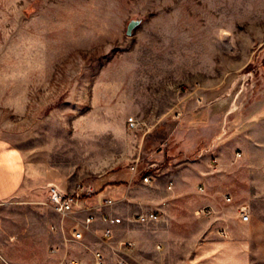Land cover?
I'll use <instances>...</instances> for the list:
<instances>
[{"label":"rangeland","instance_id":"374dc122","mask_svg":"<svg viewBox=\"0 0 264 264\" xmlns=\"http://www.w3.org/2000/svg\"><path fill=\"white\" fill-rule=\"evenodd\" d=\"M0 142L26 167L0 197V264H95L96 237L72 239L74 215L49 203L50 184L79 183L214 202L191 217L178 201L167 223L134 210L118 238L138 240L107 264H186L211 233L264 264V0H0Z\"/></svg>","mask_w":264,"mask_h":264},{"label":"crops","instance_id":"0c3cea01","mask_svg":"<svg viewBox=\"0 0 264 264\" xmlns=\"http://www.w3.org/2000/svg\"><path fill=\"white\" fill-rule=\"evenodd\" d=\"M183 168L184 170H186L185 174L189 175L191 170L190 167L184 166ZM170 175L173 178V181H171L168 186L171 189L170 192H173L174 194H179V191H181L180 189H183L185 187V183L182 181V178H180L179 175L174 174V172H172V174ZM197 175H199V178L202 177L203 179H205L204 176H202L201 174ZM25 179L26 167L20 157V154L13 148H10L9 146H6L0 142V197H10L18 193L22 188ZM127 187L128 188L126 189L120 187L118 189V197H115L116 199H114L116 203L121 202L123 207V216L115 214L113 211L108 210L110 207L103 205V200L109 196H106L104 198H102L103 195L101 197L80 196L74 205L75 210L78 212L77 215H74L75 218L77 216L79 218H83L87 214H89L90 211L94 214V218L92 220L91 225L95 222L98 217L103 221L102 215L106 211L111 213L115 217L122 218L121 223L114 225H110L109 223L103 221L104 227L101 229V233L92 230L91 225L90 228L88 230H85L84 232L85 235L87 233H90L92 237H96V247L92 250V252L94 253V251H102L106 256L107 262L108 254H110L111 249H117L118 247L121 248L129 240H132L133 242H136L138 240H136L135 237H132L131 239L126 238L123 240H120L121 238H118L119 233L120 235H122L123 233L126 234L128 231H130L131 227L133 226L134 221L132 219V212L134 210H138L137 216L139 213L151 211H155L159 214L158 219H150L146 222H142L138 219L136 220L137 222L148 224L163 222L164 220L166 223L169 222L168 217L174 214V207L172 205L177 204L179 202L185 205L188 210V214L191 217L208 216L203 213L200 215L196 214V211L205 207V205L202 206L203 203L199 201V199H197L195 203H189V200L184 197H169L170 201L165 202L163 199L165 192L163 190L158 197L151 200L150 198L148 199L146 196L140 195V191L142 189L145 191L149 189L148 187L144 185H130ZM207 201L208 204L210 203L209 205H214V202L212 200ZM213 214L214 211L210 216H212ZM110 227L112 228V236L108 237L105 235V231L107 228ZM211 234H208V238L204 242H202V244L197 246L195 251L196 258L193 257L191 261L186 264H247V251L245 246L237 245L234 242L225 239L223 236H213ZM119 258L120 257L118 256V262L120 260ZM122 258L129 262L125 256H122Z\"/></svg>","mask_w":264,"mask_h":264},{"label":"built area","instance_id":"2783aa9c","mask_svg":"<svg viewBox=\"0 0 264 264\" xmlns=\"http://www.w3.org/2000/svg\"><path fill=\"white\" fill-rule=\"evenodd\" d=\"M130 125L132 127H136V121L133 117L129 119ZM240 155V153H239ZM133 170L136 169V166L132 167ZM151 179L150 176L145 177V181H149ZM171 187V186H170ZM48 192H49V203L51 207L60 213L62 216H71V215H77V211L74 208L75 202L77 199L81 197H89L92 194L95 193L94 187L91 184H82L79 183L75 188L68 192L62 190L59 186L55 184H50L48 186ZM201 190L204 191V187H201ZM116 203V201L111 198L107 197L103 200L104 206H113ZM209 215L212 213V209L208 206L203 207L202 209L196 211L197 215L200 214ZM104 222L109 223L110 225L119 224L122 222V218L115 217L111 213L106 212L102 215ZM159 214L155 211L151 212H145V213H139L137 218L138 220L142 222H146L150 219H158ZM94 218V214L90 211L89 214H87L83 218H79L78 216L75 218V225L72 228V239L75 241H81L84 239V232L85 230H88L90 228V225L92 223V220ZM249 215L242 212L241 219L244 222L249 221ZM105 235L108 237L112 236V228H107L105 231ZM128 245V243H125ZM95 264H107V259L105 254L102 251H95ZM119 264H130L124 259L119 260Z\"/></svg>","mask_w":264,"mask_h":264},{"label":"water","instance_id":"95a60500","mask_svg":"<svg viewBox=\"0 0 264 264\" xmlns=\"http://www.w3.org/2000/svg\"><path fill=\"white\" fill-rule=\"evenodd\" d=\"M140 19H133L128 24L127 34L132 35L134 29H136L141 24Z\"/></svg>","mask_w":264,"mask_h":264}]
</instances>
